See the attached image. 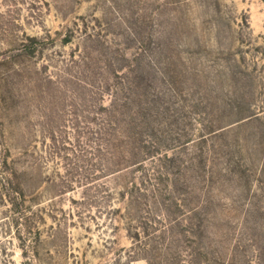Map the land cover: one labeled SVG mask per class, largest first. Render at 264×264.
I'll use <instances>...</instances> for the list:
<instances>
[{"label":"rangeland","instance_id":"rangeland-1","mask_svg":"<svg viewBox=\"0 0 264 264\" xmlns=\"http://www.w3.org/2000/svg\"><path fill=\"white\" fill-rule=\"evenodd\" d=\"M0 264H264V0H0Z\"/></svg>","mask_w":264,"mask_h":264}]
</instances>
